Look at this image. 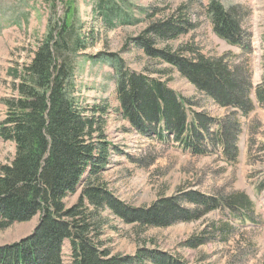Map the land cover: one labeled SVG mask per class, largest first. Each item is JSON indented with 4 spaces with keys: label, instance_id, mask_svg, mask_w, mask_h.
I'll list each match as a JSON object with an SVG mask.
<instances>
[{
    "label": "trees",
    "instance_id": "obj_1",
    "mask_svg": "<svg viewBox=\"0 0 264 264\" xmlns=\"http://www.w3.org/2000/svg\"><path fill=\"white\" fill-rule=\"evenodd\" d=\"M73 10L67 6L62 18L49 22L48 34L32 60L12 70L14 94L3 99L6 109L0 137L15 145V153L7 163H0V230L34 217L38 222L25 237L0 245V264H190L153 249H141L135 256L112 253L101 239L108 222L104 212L127 224L163 227L194 221L218 209L253 221L255 203L245 193L226 197L190 190L134 208L108 188L103 175L118 148L107 133L110 105L106 101L87 104L78 91L74 56L89 39L74 30ZM207 11L220 38L242 52L252 51L238 7L226 8L212 0ZM195 28L180 8L151 22L135 41L147 56L176 67L228 113L216 118L199 112L192 98L145 71L126 68L118 59L120 115L147 138L172 143L193 155L220 152L237 163L242 117H248L257 105L264 106V77L254 87L250 70L224 56L209 57L187 46L176 50L156 46L157 40L177 39ZM258 187L263 188L264 182ZM76 194L77 201L68 206V199ZM205 242L192 236L185 245L195 248Z\"/></svg>",
    "mask_w": 264,
    "mask_h": 264
},
{
    "label": "rangeland",
    "instance_id": "obj_2",
    "mask_svg": "<svg viewBox=\"0 0 264 264\" xmlns=\"http://www.w3.org/2000/svg\"><path fill=\"white\" fill-rule=\"evenodd\" d=\"M212 0H0V121L5 117L4 98L14 94L12 70L29 63L38 44L47 36L49 22L62 18L70 6L74 30L86 40V47L74 56L75 81L87 104L106 101L110 105L107 133L118 147L103 175L108 188L134 207L150 206L162 197L195 190L208 195H249L255 203L253 221L240 220L228 211L214 210L200 219L169 226L142 227L127 224L109 211L101 239L114 254L135 256L141 249H153L180 257L190 264H264V106L257 105L242 117L237 163L220 152L193 155L172 143L147 138L120 115L116 93V62L132 71H145L165 81L171 89L194 100V107L213 117L228 113L182 76L180 71L147 56L136 44L151 22L183 8L195 29L173 40H157L156 46L176 50L187 46L209 57L228 58L246 66L254 87L264 77V0H217L226 8L238 7L244 16L243 29L250 36L252 51L242 52L220 38L213 29L207 7ZM85 40V41H86ZM15 145L0 137V163H7ZM78 194L68 199L74 204ZM193 207V204H186ZM38 217L0 230V245L28 235ZM224 230L225 232H222ZM192 236L206 239L195 248L185 245ZM69 246L65 258L70 262ZM134 264H151V261Z\"/></svg>",
    "mask_w": 264,
    "mask_h": 264
},
{
    "label": "crops",
    "instance_id": "obj_3",
    "mask_svg": "<svg viewBox=\"0 0 264 264\" xmlns=\"http://www.w3.org/2000/svg\"><path fill=\"white\" fill-rule=\"evenodd\" d=\"M68 246H69V244H68Z\"/></svg>",
    "mask_w": 264,
    "mask_h": 264
}]
</instances>
